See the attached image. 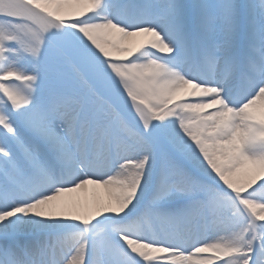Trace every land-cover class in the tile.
I'll use <instances>...</instances> for the list:
<instances>
[{"label":"snow or ice","instance_id":"1","mask_svg":"<svg viewBox=\"0 0 264 264\" xmlns=\"http://www.w3.org/2000/svg\"><path fill=\"white\" fill-rule=\"evenodd\" d=\"M0 264H264V0H0Z\"/></svg>","mask_w":264,"mask_h":264}]
</instances>
